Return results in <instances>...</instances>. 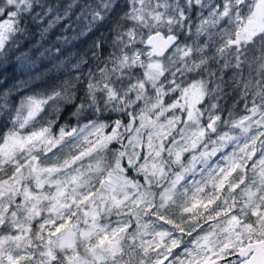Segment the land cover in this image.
Instances as JSON below:
<instances>
[{"label":"snow or ice","instance_id":"6c2138e0","mask_svg":"<svg viewBox=\"0 0 264 264\" xmlns=\"http://www.w3.org/2000/svg\"><path fill=\"white\" fill-rule=\"evenodd\" d=\"M0 264H264V0H0Z\"/></svg>","mask_w":264,"mask_h":264}]
</instances>
